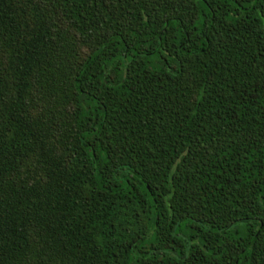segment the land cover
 Returning <instances> with one entry per match:
<instances>
[{
  "label": "trees",
  "instance_id": "obj_1",
  "mask_svg": "<svg viewBox=\"0 0 264 264\" xmlns=\"http://www.w3.org/2000/svg\"><path fill=\"white\" fill-rule=\"evenodd\" d=\"M0 264H264V0H0Z\"/></svg>",
  "mask_w": 264,
  "mask_h": 264
}]
</instances>
